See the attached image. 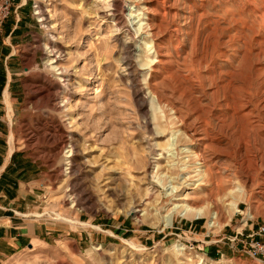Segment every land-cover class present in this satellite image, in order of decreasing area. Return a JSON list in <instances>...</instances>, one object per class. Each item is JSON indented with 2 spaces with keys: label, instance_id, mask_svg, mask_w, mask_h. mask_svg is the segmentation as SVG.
Wrapping results in <instances>:
<instances>
[{
  "label": "rangeland",
  "instance_id": "1",
  "mask_svg": "<svg viewBox=\"0 0 264 264\" xmlns=\"http://www.w3.org/2000/svg\"><path fill=\"white\" fill-rule=\"evenodd\" d=\"M106 3L0 25V116L43 184L9 263L264 264V0Z\"/></svg>",
  "mask_w": 264,
  "mask_h": 264
},
{
  "label": "crops",
  "instance_id": "2",
  "mask_svg": "<svg viewBox=\"0 0 264 264\" xmlns=\"http://www.w3.org/2000/svg\"><path fill=\"white\" fill-rule=\"evenodd\" d=\"M13 9L11 14L17 15H10L4 22L9 33L19 28L17 8ZM6 42L9 44V39ZM4 93L8 94L7 88ZM12 127L0 116V264H10L44 232L41 223L28 217L39 199L42 174L34 170V160L26 152L19 148L11 151Z\"/></svg>",
  "mask_w": 264,
  "mask_h": 264
},
{
  "label": "bare ground",
  "instance_id": "3",
  "mask_svg": "<svg viewBox=\"0 0 264 264\" xmlns=\"http://www.w3.org/2000/svg\"><path fill=\"white\" fill-rule=\"evenodd\" d=\"M104 1V3H106L107 2V0H103ZM138 1V0H137ZM143 1V0H142ZM108 3H106L104 6L106 7V5H107ZM142 25V24H141ZM49 62V64L50 65H53L54 63H55V60L53 59V60H49L48 61ZM56 68V67H55ZM240 197V196H239ZM237 198V197H236ZM232 202V201H231ZM232 204V203H231ZM236 204V203H235ZM235 204H233V205H235ZM217 205V204H216ZM213 206V205H212ZM236 206V205H235ZM217 207V206H216ZM232 208L233 209H235L233 206H232ZM232 210V209H231ZM195 212V218L197 219V218H200L201 216H202V213H201V211L199 210V211H194L191 207H189L188 205H186V206H175L173 209H172V211H171V213H180V215L182 216V217H186V218H189V217H192V214ZM203 215H205V216H210V215H212V217H213V219H216V217H217V214H216V212H212V214H211V212L209 213V214H205V213H203Z\"/></svg>",
  "mask_w": 264,
  "mask_h": 264
},
{
  "label": "built area",
  "instance_id": "4",
  "mask_svg": "<svg viewBox=\"0 0 264 264\" xmlns=\"http://www.w3.org/2000/svg\"><path fill=\"white\" fill-rule=\"evenodd\" d=\"M16 0H0V25L9 17L11 8Z\"/></svg>",
  "mask_w": 264,
  "mask_h": 264
}]
</instances>
